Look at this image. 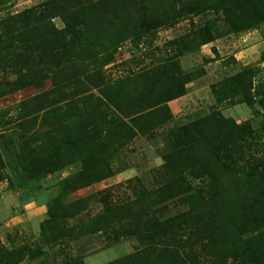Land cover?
<instances>
[{"label": "trees", "instance_id": "obj_1", "mask_svg": "<svg viewBox=\"0 0 264 264\" xmlns=\"http://www.w3.org/2000/svg\"><path fill=\"white\" fill-rule=\"evenodd\" d=\"M132 1L49 0L0 22V61L8 64L0 96L52 82L49 90L17 103V117L0 112V181L8 178L11 162L35 179L80 163L77 173L59 183L61 195L42 225L44 242L57 244L73 234L65 222L86 212L93 197L69 204L63 198L122 172L113 169L108 149L120 151L136 136L168 124L173 118L168 103L183 96L191 82L178 63L164 61L140 75V85L127 98L130 91L123 92L120 80L103 84L93 75L98 72L89 71L87 63L109 49L100 44L102 32L114 30L110 45H119L213 9L202 0H157L154 8L149 0H139L136 15ZM230 1L221 10L230 25L235 24L231 18L236 20L234 31L253 27L243 18L252 10L250 0ZM57 17L63 28L55 25ZM200 30L204 44L216 40L205 33L207 24ZM246 83V73L240 72L230 79V90H246ZM244 129L213 112L168 131L174 139L166 142L170 151L162 154L163 165L153 171L155 186L135 178L97 192L94 197L103 210L80 225V235H101L106 247L123 238L140 243L129 258L111 264L160 259H173L174 264H264V212L258 214V207L249 208L246 199L228 193L227 181L218 174V169L233 166L242 177L246 161L252 163L247 154L256 145L253 135L233 133ZM5 156L14 161L5 162ZM124 186L132 196L119 197ZM238 223L241 230L232 233ZM53 227L58 234L50 238ZM20 262L18 253L0 243V264Z\"/></svg>", "mask_w": 264, "mask_h": 264}, {"label": "rangeland", "instance_id": "obj_2", "mask_svg": "<svg viewBox=\"0 0 264 264\" xmlns=\"http://www.w3.org/2000/svg\"><path fill=\"white\" fill-rule=\"evenodd\" d=\"M47 1L49 0H0V22ZM202 1L213 9L201 15L188 16L175 23L159 26L152 35L141 40H128L119 45H110L114 30L111 33L104 31L99 35L102 39L100 44L109 49L87 63L89 71L98 72L99 74L93 75L103 84L120 80L123 92L130 91L127 98L131 97L135 86L137 88V84L140 85V75L151 72L164 61L178 63L181 71L191 78V82L186 85V93L183 96L168 103L173 116L168 124L136 136L120 151H117V147L108 149L113 155V169L122 172L89 187L75 190L63 198V204H69L80 198L93 197L86 212L65 222L73 230L71 236L57 244L50 240L44 242L41 237L42 225L49 219L48 212L61 195L59 183L77 173L80 163H74L42 179L32 178L15 162L9 163L5 176L8 178L0 181V243L6 251L18 253V259H21L19 264H111L133 255L140 247V243L134 238H123L106 247V241L101 235H80V225L103 210L94 196L103 189L124 185L128 180L135 178H140L145 185L154 187L156 180L152 177L153 171L163 165L162 154L164 151H170L166 142L174 139L172 131H168L213 112H218L237 125L245 126L244 130L234 131L235 136L241 133L253 135L256 145H253L247 154L252 163L246 161L244 164L245 174L243 172L242 177L236 174L233 166L218 169V174L221 179L227 181L224 182L228 185V193L243 197V201L246 199L249 208L258 207V214L264 212V0H250L252 10H247L243 18L254 24L253 27L240 32L234 31L236 20L231 18L235 24L230 25V19L221 10L232 5L233 1ZM235 2L244 3V0ZM132 3L135 6L131 11L139 15V0ZM150 4L154 8L157 0H149ZM54 23L58 28L64 27L59 17L54 19ZM205 24V33L217 36L215 41L207 44H204L200 30ZM7 65L6 60L0 61V83L8 78ZM240 72L246 73L248 77L246 90L233 92L230 90V79ZM244 83L245 78L241 84ZM51 87L52 82L48 80L42 88L31 87L0 96V112L8 110L15 118L18 115L15 109L17 103L41 94ZM119 97L115 95V98ZM9 161L14 159L5 156V162ZM121 190L119 197L125 198L128 193L132 196L133 191H128L125 186ZM212 203L217 210L218 200ZM238 225L239 223L237 227H232V233L241 230ZM48 233L51 238L57 235L58 231L53 227ZM61 234L65 235L67 232ZM146 264H174V260L160 259Z\"/></svg>", "mask_w": 264, "mask_h": 264}]
</instances>
